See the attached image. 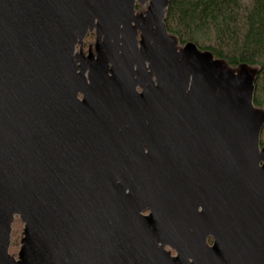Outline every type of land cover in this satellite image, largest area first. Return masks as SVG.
I'll use <instances>...</instances> for the list:
<instances>
[{"label": "water", "instance_id": "obj_1", "mask_svg": "<svg viewBox=\"0 0 264 264\" xmlns=\"http://www.w3.org/2000/svg\"><path fill=\"white\" fill-rule=\"evenodd\" d=\"M98 1L0 0V264L14 216L20 264H264L252 82L230 86L192 44L173 60L167 0H150L141 51L134 0ZM96 18L109 52L90 87L73 53Z\"/></svg>", "mask_w": 264, "mask_h": 264}, {"label": "trees", "instance_id": "obj_2", "mask_svg": "<svg viewBox=\"0 0 264 264\" xmlns=\"http://www.w3.org/2000/svg\"><path fill=\"white\" fill-rule=\"evenodd\" d=\"M163 24L183 47L192 44L233 69H255L252 104L264 114V0H167ZM259 148L264 149V123ZM20 228L12 222L9 251H21L22 222Z\"/></svg>", "mask_w": 264, "mask_h": 264}, {"label": "rangeland", "instance_id": "obj_3", "mask_svg": "<svg viewBox=\"0 0 264 264\" xmlns=\"http://www.w3.org/2000/svg\"><path fill=\"white\" fill-rule=\"evenodd\" d=\"M150 6V0H137L135 2V13L136 17L138 13L142 11V19L140 23H134L133 26L136 33H137V45L139 51H141V43L143 40V35L145 32L144 27V18L146 16V13L148 11V8ZM85 10L89 13H100L101 11V3L98 0H85ZM165 11V7L163 8V13ZM142 25V26H141ZM144 28V30H143ZM110 29V26H107L105 29H102L101 20L96 18L93 25L87 26L86 33L79 37L76 36V45L73 53L74 58V64L77 67L78 71L77 74L80 73V60H82V65L84 67V78L90 87H93L92 85V75L95 71V67L97 63L104 59L105 56L109 52V48L104 47L102 44V39L105 35V33ZM166 50H171L173 53V60H179L181 58L182 52H183V46L180 45L177 42L176 38H173L171 36H168L167 42L165 44ZM211 61L213 62L215 66V72L220 75H225L229 78L230 86H243L246 84H251L253 74L255 72V69L249 68L246 66H241L238 68H230L228 67L224 62H220L215 60L211 57ZM146 66L148 68V63L146 62ZM111 66L109 65V69ZM149 71V69H148ZM150 72V71H149ZM108 75L110 76L111 73L109 71ZM151 78L153 82L156 84V76L154 74L151 75ZM136 92L139 94L145 93L146 89L143 85L136 84L135 86ZM78 100L83 101L84 100V94L80 92L78 94ZM254 112L262 117H264L263 110H257L254 109ZM143 151L147 152V146H143ZM264 154V149H259V157ZM259 168L264 171V164L262 161H259ZM194 192L196 194L199 193V184L194 188ZM192 209V205L189 206V210ZM200 210L196 212V216L199 214ZM147 215V214H145ZM19 216L13 217V227H15V230H20V222ZM11 231V230H10ZM204 247L208 250H212L213 245V239L208 237L204 239L203 241ZM158 249L162 250L166 255H168L172 260L176 259V252L169 247L168 245H158ZM8 259L11 261L12 264H20L21 260L23 259V255L19 253L16 250H8ZM189 264H193L192 261H189ZM217 264H225L218 261Z\"/></svg>", "mask_w": 264, "mask_h": 264}, {"label": "bare ground", "instance_id": "obj_4", "mask_svg": "<svg viewBox=\"0 0 264 264\" xmlns=\"http://www.w3.org/2000/svg\"><path fill=\"white\" fill-rule=\"evenodd\" d=\"M137 0H134V5H133V9L131 10V22H132V28L134 29L135 26H133V24L136 22V23H140L142 17H143V13L142 11L140 13L137 14L138 17H136V13H135V10H134V7H135V2ZM142 26V25H141ZM135 30V29H134ZM144 30V28H143Z\"/></svg>", "mask_w": 264, "mask_h": 264}]
</instances>
